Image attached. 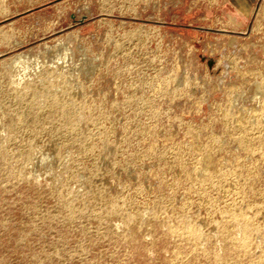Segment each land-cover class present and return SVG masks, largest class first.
Listing matches in <instances>:
<instances>
[{"label":"rangeland","instance_id":"obj_1","mask_svg":"<svg viewBox=\"0 0 264 264\" xmlns=\"http://www.w3.org/2000/svg\"><path fill=\"white\" fill-rule=\"evenodd\" d=\"M0 264H264V0H0Z\"/></svg>","mask_w":264,"mask_h":264},{"label":"crops","instance_id":"obj_2","mask_svg":"<svg viewBox=\"0 0 264 264\" xmlns=\"http://www.w3.org/2000/svg\"><path fill=\"white\" fill-rule=\"evenodd\" d=\"M233 8L234 14L240 16H248L252 13L255 2L257 0H224Z\"/></svg>","mask_w":264,"mask_h":264}]
</instances>
